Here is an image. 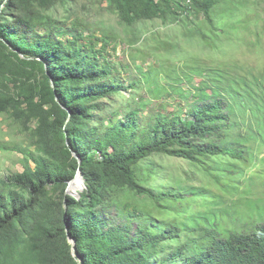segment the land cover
<instances>
[{
	"label": "trees",
	"instance_id": "trees-1",
	"mask_svg": "<svg viewBox=\"0 0 264 264\" xmlns=\"http://www.w3.org/2000/svg\"><path fill=\"white\" fill-rule=\"evenodd\" d=\"M57 1L0 0V113L35 127V150L20 149L23 171L0 179V264H264L263 216L249 231L227 232L218 228L221 209L180 226L111 198L130 189L157 204L180 200L181 189L156 192L137 182L136 167L157 153L243 159L249 143L264 139V78L188 70L169 92L176 113L104 114L103 100L137 84L127 86L109 42L88 36L76 21L45 14ZM109 1L129 26L192 14L211 22L219 3ZM192 77L200 78L198 85ZM78 171L86 186L80 198L66 194Z\"/></svg>",
	"mask_w": 264,
	"mask_h": 264
},
{
	"label": "rangeland",
	"instance_id": "rangeland-1",
	"mask_svg": "<svg viewBox=\"0 0 264 264\" xmlns=\"http://www.w3.org/2000/svg\"><path fill=\"white\" fill-rule=\"evenodd\" d=\"M218 1L211 22L203 15L192 14L177 21L155 18L129 26L109 0H58L44 12L66 24L76 21L88 36L109 42L115 50L113 60L123 70V80L127 86L137 84L134 89L103 100L104 114L118 112L124 116L138 108L148 117L179 110L169 92L178 74L188 70L218 68L264 78V0ZM199 82L200 78H191L192 84ZM100 117L102 114L96 115V122ZM34 128L33 124L25 128L22 121L7 112L0 113L1 180L23 171L24 154L20 149L35 150ZM238 131L237 128L231 133ZM248 147L240 160L216 156L191 161L154 154L136 167L138 184L156 192L181 189L180 200L157 204L130 189L118 190L111 198L138 208L161 224L180 226L190 224L192 216L221 209L217 214L219 230L239 232L246 226L249 231L252 221L264 217V139L252 141ZM85 189L83 179L68 188L66 194L80 198ZM251 207L257 212L251 213Z\"/></svg>",
	"mask_w": 264,
	"mask_h": 264
},
{
	"label": "water",
	"instance_id": "water-1",
	"mask_svg": "<svg viewBox=\"0 0 264 264\" xmlns=\"http://www.w3.org/2000/svg\"><path fill=\"white\" fill-rule=\"evenodd\" d=\"M72 153H73L74 157L79 160V163H81L80 156L76 152H74V151H72ZM79 181L80 182L83 181V177H82L80 171H78L77 176L69 183V187L68 188H71L76 182H79ZM68 239H69V242L72 244V252H73V255L75 257H78V252H77V249H76V241L74 239H72V237L69 234H68Z\"/></svg>",
	"mask_w": 264,
	"mask_h": 264
}]
</instances>
